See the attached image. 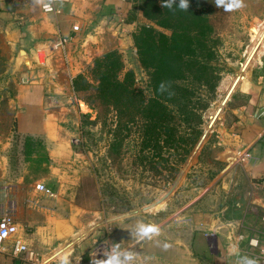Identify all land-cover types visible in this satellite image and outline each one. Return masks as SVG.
<instances>
[{"label": "rangeland", "instance_id": "1", "mask_svg": "<svg viewBox=\"0 0 264 264\" xmlns=\"http://www.w3.org/2000/svg\"><path fill=\"white\" fill-rule=\"evenodd\" d=\"M44 1L41 0L42 4ZM126 1L130 8L125 11V22L139 23L137 32L148 22L139 11L138 0ZM5 2L7 12L0 11V163L6 158L17 166L16 172H20L25 181L22 190L29 194L27 211L33 214L35 222H41L44 214L46 226L43 236L47 242L52 238L57 241L54 246L43 243L42 246H29L32 250L47 260L60 250L56 255L66 259L85 256L93 246L106 240L107 246L121 243V247L139 253L134 246H148L149 240H132L128 229L135 220L156 223L164 229L167 223L180 220L182 208L207 189L212 191L211 196H219L222 203L225 189L221 185L214 188V185L226 175L225 167L232 162V158L224 151L228 146L221 142V135L235 119L233 111L256 100L264 92V0H243L244 7L232 12L219 8L214 17L218 36L217 68L221 77L202 114V136L186 160L175 164L172 149L154 147L155 142L141 144L145 139L140 132L142 120L138 124L130 122L131 117L126 114L118 126L116 118L106 109L97 118L80 99L83 94L74 93L73 100L65 105L62 102L64 106L57 108L64 109L61 124L69 132L72 155L68 162L60 166L53 163L54 168H50L43 140L18 134L17 116L21 112L17 102L18 87L27 79L22 71L13 72L11 63L20 50V57L27 55L21 47L13 48L8 43L6 33L8 26L9 29L12 25L23 27L25 19L20 16L17 0ZM156 29L166 32L157 26ZM56 51H59L56 45L44 49L41 64L35 61L33 66L40 65L34 69L47 71L51 75L50 80L61 82L62 76L66 75L60 58L56 59ZM112 51L121 56L125 71L134 74L136 87L143 91L146 98L151 96L148 76L138 60L134 39L132 46ZM94 60L80 74H88ZM22 67L28 72V66L22 63ZM78 100L81 101L80 106L76 105ZM50 101L56 107L61 105L58 100ZM89 175L97 177L102 190L99 199L102 204L98 210L83 209L74 203L81 177ZM38 184L52 188L54 195L33 193L32 189H36ZM245 193V189L241 188L235 198L242 199ZM57 196L62 197V201ZM228 199L223 197L225 202ZM84 200L88 206L95 205L91 196L86 195ZM121 216L126 218L123 223L117 224L114 218ZM173 225L175 235L179 236L181 223ZM94 232L101 237L96 236L94 239L99 242L93 244L91 236ZM162 239L165 243L164 234Z\"/></svg>", "mask_w": 264, "mask_h": 264}, {"label": "crops", "instance_id": "2", "mask_svg": "<svg viewBox=\"0 0 264 264\" xmlns=\"http://www.w3.org/2000/svg\"><path fill=\"white\" fill-rule=\"evenodd\" d=\"M17 1L24 24L23 27L10 25V29L8 26L6 34L8 43L13 48L21 47L27 55L25 61L20 50L11 63L13 72L22 71L27 79L18 87L17 102L21 109L17 116L18 134L43 140L50 168H54L53 163L60 166L72 155L69 132L61 124L64 109H57L75 97L71 80L89 68L94 58L132 46L139 23L125 22L129 7L126 0H67L56 4L54 14L42 12L41 0L40 3L39 0ZM0 6L1 12H7L5 0H0ZM74 27L78 28L77 32L73 31ZM53 45L59 50L55 56L60 58L66 75L61 82L50 80L47 71L34 69L40 65L33 66L35 61L41 64L42 51ZM22 63L28 66V72ZM51 99L61 105L57 103L59 107H56ZM80 104L81 101H76V105ZM233 113L235 119L221 135V142L228 146L224 151L231 155L232 162L225 167L226 175L214 185L227 189L223 190L226 194L221 197L222 203L219 196H211L212 191L207 189L184 206L180 220L167 223L159 237L147 242L148 246H134L143 264H235L236 257L227 254L231 244L238 245L242 255L254 258L259 264L258 256L264 248V92ZM16 169L6 158L0 163V219L11 216L18 225V237L28 246H54L56 239L47 242L43 236L45 215L42 214L41 222H35L33 214L27 211L29 194L22 190L24 177ZM241 188L246 193L242 199H236ZM32 192L43 194L36 189ZM224 196L229 198L226 202ZM177 222L182 226L180 238L174 233L173 224ZM96 236L101 237L94 232L93 244L99 242L94 239ZM253 239L257 241L255 245L250 243ZM12 245V240L3 245L0 264H21L10 255Z\"/></svg>", "mask_w": 264, "mask_h": 264}, {"label": "trees", "instance_id": "3", "mask_svg": "<svg viewBox=\"0 0 264 264\" xmlns=\"http://www.w3.org/2000/svg\"><path fill=\"white\" fill-rule=\"evenodd\" d=\"M137 6L148 23L133 35L134 46L148 76L151 96L146 98L136 87L134 74L125 71L116 51L95 59L88 74L74 78L72 88L76 95L83 94L80 99L97 118L106 109L118 126L126 114L130 122L138 124L142 120L140 132L145 139L141 144L155 142L154 147L172 149L175 164H179L199 143L202 114L221 77L214 22L219 8L213 0H189L187 11L175 6L172 10L163 8L161 0H138ZM161 83L164 91L158 90ZM100 192L97 177L83 176L74 203L98 210L102 204ZM86 195L94 198V206L87 205Z\"/></svg>", "mask_w": 264, "mask_h": 264}, {"label": "clouds", "instance_id": "4", "mask_svg": "<svg viewBox=\"0 0 264 264\" xmlns=\"http://www.w3.org/2000/svg\"><path fill=\"white\" fill-rule=\"evenodd\" d=\"M217 8H222L225 12H232L244 7L243 0H213ZM161 6L172 10L175 6L176 9L187 11L189 7V0H161ZM159 91L165 90V85H159ZM126 217L121 216L114 218L117 224L123 223ZM132 240H152L161 235V228L158 224L146 222L143 219L135 220L133 226L129 228ZM251 244L255 245L257 241L251 240ZM168 247L167 244L164 245ZM227 254L236 257L235 264H257L254 258L247 255H242L238 245L231 244L227 249ZM139 254L134 250H129L126 247H121V243H113L103 250L102 259L93 258L90 264H140L138 259ZM62 264H67V260H62Z\"/></svg>", "mask_w": 264, "mask_h": 264}, {"label": "built area", "instance_id": "5", "mask_svg": "<svg viewBox=\"0 0 264 264\" xmlns=\"http://www.w3.org/2000/svg\"><path fill=\"white\" fill-rule=\"evenodd\" d=\"M67 0H46L42 4L43 12L47 14H54L57 12V3L65 2ZM73 31L77 32L78 28L74 27ZM66 40L63 39L62 42L64 43ZM264 116V113H262ZM36 190L52 197L54 195L53 191L50 188L42 184H38L36 186ZM19 228L14 219L11 216H4L0 219V251L3 250V245L9 242L10 240L13 241L12 249L10 255L18 260L21 264H62L61 259L62 255H54L47 259H43L42 256L32 250L22 238L18 237ZM106 242L97 243L96 246H93L89 253L85 257L83 256H75V257H67V264H90L91 259L98 258L102 259L103 257V250L107 248ZM69 246H67L68 248ZM72 252V251H70ZM70 254H68L69 256ZM140 264H143L140 258L138 257ZM258 263L264 264V248L260 250L258 256Z\"/></svg>", "mask_w": 264, "mask_h": 264}, {"label": "bare ground", "instance_id": "6", "mask_svg": "<svg viewBox=\"0 0 264 264\" xmlns=\"http://www.w3.org/2000/svg\"><path fill=\"white\" fill-rule=\"evenodd\" d=\"M48 261V260H47Z\"/></svg>", "mask_w": 264, "mask_h": 264}]
</instances>
